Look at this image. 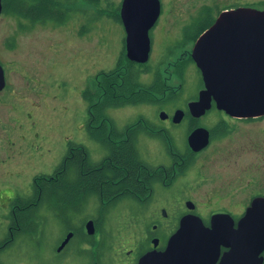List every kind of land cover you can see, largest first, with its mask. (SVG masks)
Wrapping results in <instances>:
<instances>
[{
  "label": "flooded vegetation",
  "instance_id": "flooded-vegetation-1",
  "mask_svg": "<svg viewBox=\"0 0 264 264\" xmlns=\"http://www.w3.org/2000/svg\"><path fill=\"white\" fill-rule=\"evenodd\" d=\"M171 2L170 11L166 12L165 19H161L163 1L160 0L159 14L149 27L151 49L145 62L133 60L127 55L122 6L105 7L98 12V20L104 10H107V14L116 11L119 15L120 25L125 30L119 45L120 58L109 71L102 68L96 70L95 84L82 89L87 104L84 119L72 123L70 129L68 123H62L65 133L60 136L43 134L44 149L37 143V138L46 128L39 131L33 119L37 108L36 87L34 82L30 85L20 82L22 78L43 76L32 70H23L24 66H14L0 53V65L4 72L0 106L14 111L13 122L6 124V128L10 126L9 131L18 132L17 135L10 132L5 137L0 135V172L3 173L0 175V212L3 215L7 206L9 214V217H0V264H160L168 240L178 228L182 216L193 212L205 217L197 212L196 202L185 194L187 190L184 192L176 186L177 180L215 137L233 131L236 123L261 116L232 115L218 108L214 100L206 112L195 115L190 110V101L199 97L202 87L196 98L183 103L172 102V111L165 108L166 104L147 101L143 86L128 92H122L121 87L125 78L131 76L133 64L142 82L147 83L149 75L154 77L157 64L150 62L151 55L156 41L163 34L179 33L168 47L191 46L189 55L183 53L176 67H183V62L185 65L191 62L197 65L192 56L193 47L199 36L215 23L222 12L244 6L264 9V0H213L195 8L184 18L180 12L182 7L175 10L176 5ZM5 5V0H1L0 18L4 14L16 16L17 30L46 22L31 21L14 10H8ZM36 9H33L34 14ZM171 14L180 20V23L174 24L177 25V33L168 31L166 27L167 23H174L169 19ZM15 44L16 34L13 33L7 38L6 45L13 47ZM197 67L203 80L202 71ZM107 79L111 81L113 93L106 91ZM202 83L204 86V80ZM133 95L136 101L106 102L109 98L122 99ZM49 105L50 109L52 106L57 108L51 101ZM179 108L184 113L176 121L173 115ZM215 108L222 113V117L213 124H206L204 118ZM150 111L154 117L148 115ZM161 111H166L167 116L161 117ZM199 126L209 129L210 141L203 148L195 150L188 136ZM181 136L185 143L183 148L178 144ZM148 141L151 142L149 146ZM8 142L13 144L12 152L7 147ZM25 152L27 162H33L36 155L44 158L47 171L39 175V182L32 178V181L25 183L27 187L20 190L16 186L33 173L30 169L37 168L36 165L31 168L25 161L22 162ZM125 154H129V157L121 160ZM47 155L49 161H46ZM19 157H22L21 161H11ZM189 201L194 203V208L188 206ZM42 202L51 217L36 216L35 209ZM116 205L129 206V217H97L104 215L101 210L107 208L103 207ZM89 206L93 213L85 215V209ZM218 212L230 213L236 225L245 210L241 213L225 209L214 211L207 216L206 224H210V217ZM51 233H55L56 238L46 247L47 236ZM226 249L228 247L223 245L219 259L205 264H218Z\"/></svg>",
  "mask_w": 264,
  "mask_h": 264
},
{
  "label": "rangeland",
  "instance_id": "rangeland-1",
  "mask_svg": "<svg viewBox=\"0 0 264 264\" xmlns=\"http://www.w3.org/2000/svg\"><path fill=\"white\" fill-rule=\"evenodd\" d=\"M162 1L163 15L161 14V19H165L166 12L170 11L171 1L176 5L175 10L179 9V6L182 7L180 10L183 13V16L180 15L182 18L188 16L189 12L205 2H213V0ZM121 2L122 0H99L98 3H93L76 0L69 3L71 11L63 23L46 20L44 23L18 30L16 16L4 14L0 18V53L2 57L10 60L14 66H24L23 70H32L43 76L42 78L27 77L20 80L27 85L34 82L33 85L36 87L37 108L33 119L37 122L39 131L46 128L37 138L41 149L46 147L43 134L60 136L65 133L61 127L62 123H68L70 126L72 123L84 119L87 104L82 95V89L85 90L95 84L98 74L96 70L101 68L108 70L120 58L119 45L125 36V30L120 25L119 15L116 11L107 14L105 13L107 10H104L100 19L97 18L100 10L102 11L105 7L120 6ZM177 17L171 14L169 19L174 23L171 25L167 23L168 31L178 32L177 25H174L180 23ZM165 31L164 29V33ZM13 33L16 34V44L9 47L6 45V40ZM178 35L179 33L160 36L153 47L150 60V62L156 63L160 70L162 69L161 73L166 88L164 94H154L153 98L157 103L166 104L165 108L170 111L174 109L172 102L183 103L194 99L197 97L199 88L203 87V80L197 65L191 62L185 65L183 70L180 69L181 65L175 66L180 56H184L183 53L189 55L191 51V46L168 47L177 39ZM171 54L173 55L170 56ZM14 75L18 76V73ZM151 80L152 75H149L148 82ZM141 86L144 88V85ZM172 91L176 93V96L169 99ZM128 98L131 100V97ZM49 101L57 108L52 106L50 109ZM159 110L160 108L157 111ZM14 114L13 110L0 106V135L5 137L9 132L18 134L17 131H9L10 126L8 129L6 128V124L11 125L10 122H13ZM221 114L215 108L204 118V121L206 124H213L222 117ZM148 115L154 117L151 116L152 111L148 112ZM21 116L24 118L23 111ZM236 124L233 131L215 137L211 145L196 157L195 162L189 165L190 168L187 172L183 173L184 175L176 182V186L182 191L187 190L185 194L196 202L197 212L205 216V219L209 218L207 216L210 213L220 209L241 213L253 196L264 194V115ZM17 128L20 129L19 126ZM178 144L183 148L185 143L182 136ZM7 145L12 152V142H8ZM149 145L151 142L148 141ZM26 155L27 152H25L23 160L22 157L11 160L13 163L25 161L26 165H30L31 168L37 166L33 170L30 169L33 173L29 174L21 185L16 186L20 190L26 188L25 183L32 181V178L38 179L39 182L41 179L39 175L47 171L44 167L46 164L44 158L36 155L33 162L31 160L27 162ZM46 157H48L46 161H49V155ZM1 174L3 173L0 172ZM167 207L173 208L172 206ZM103 208H107L105 211L101 210L104 215H98V212L95 211L97 217H129V206L116 205ZM90 213H93L92 207H86L85 215ZM35 214L37 217H51L43 202L37 205ZM0 217H9L7 206L4 207L3 215L0 212ZM53 217L57 216L53 215ZM55 238V233L49 234L46 247L52 244Z\"/></svg>",
  "mask_w": 264,
  "mask_h": 264
},
{
  "label": "water",
  "instance_id": "water-1",
  "mask_svg": "<svg viewBox=\"0 0 264 264\" xmlns=\"http://www.w3.org/2000/svg\"><path fill=\"white\" fill-rule=\"evenodd\" d=\"M121 15L127 33V55L145 62L151 49L149 27L160 11V0H122ZM1 10V0H0ZM192 56L200 67L204 86L190 101V110L201 115L218 108L236 116L264 114V9L244 6L224 11L197 39ZM4 72L0 65V88ZM184 110L173 115L179 121ZM166 117V111H161ZM193 149L210 141L207 127L199 126L188 136ZM194 208L192 201L188 202ZM228 247L218 264H264V195L255 196L244 214L235 218L218 212L206 224L199 214L182 216L170 236L160 264L216 262L222 246Z\"/></svg>",
  "mask_w": 264,
  "mask_h": 264
},
{
  "label": "trees",
  "instance_id": "trees-1",
  "mask_svg": "<svg viewBox=\"0 0 264 264\" xmlns=\"http://www.w3.org/2000/svg\"><path fill=\"white\" fill-rule=\"evenodd\" d=\"M76 0H5V6L8 10H14L18 13H20L21 16L30 18L31 21L33 20H39V21H45V20H54L55 22L63 23L64 20H66L69 16V13L71 11V8L69 7V3H73ZM93 3H98L99 0H86ZM60 2V3H59ZM36 9V14H34V8ZM182 63V62H181ZM183 67L185 66V62H183ZM181 67L180 69H184ZM151 66L149 67V71H151ZM180 70V71H182ZM162 69L160 70L157 66V69L154 73V77L150 82H142L138 76L137 70L135 69V65L133 64L131 67V76L128 78H125V81L121 87L122 92H128L129 90H134L137 86L144 85L146 91L144 93L145 99L149 102H155V95L156 94H164L166 88L164 79L161 73ZM111 81L107 79L105 81V87L107 93H113V87L110 84ZM155 94V95H154ZM176 96V93L174 91L171 92V95L169 96V99H173ZM132 97H134L132 99ZM131 97V100L129 98H122V99H112L109 98L106 102H129V101H136L137 98L135 95ZM129 157L128 155H124L121 160H125ZM44 191V186L42 185ZM23 203H21L22 206ZM66 207V206H65ZM207 221V220H206Z\"/></svg>",
  "mask_w": 264,
  "mask_h": 264
}]
</instances>
